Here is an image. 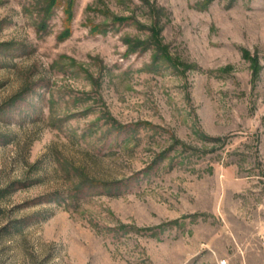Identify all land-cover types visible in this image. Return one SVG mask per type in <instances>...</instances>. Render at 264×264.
Wrapping results in <instances>:
<instances>
[{
	"label": "rangeland",
	"instance_id": "obj_1",
	"mask_svg": "<svg viewBox=\"0 0 264 264\" xmlns=\"http://www.w3.org/2000/svg\"><path fill=\"white\" fill-rule=\"evenodd\" d=\"M264 264V0H0V264Z\"/></svg>",
	"mask_w": 264,
	"mask_h": 264
},
{
	"label": "built area",
	"instance_id": "obj_2",
	"mask_svg": "<svg viewBox=\"0 0 264 264\" xmlns=\"http://www.w3.org/2000/svg\"><path fill=\"white\" fill-rule=\"evenodd\" d=\"M221 264H227V262L225 260L221 261Z\"/></svg>",
	"mask_w": 264,
	"mask_h": 264
}]
</instances>
